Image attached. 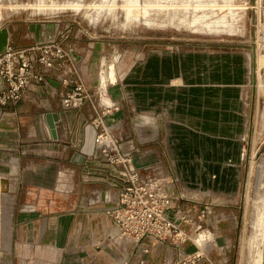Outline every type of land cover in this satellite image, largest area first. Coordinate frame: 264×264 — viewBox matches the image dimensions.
I'll use <instances>...</instances> for the list:
<instances>
[{"label":"rangeland","instance_id":"rangeland-1","mask_svg":"<svg viewBox=\"0 0 264 264\" xmlns=\"http://www.w3.org/2000/svg\"><path fill=\"white\" fill-rule=\"evenodd\" d=\"M3 28L15 47L60 51L66 111L82 99L91 112L83 127L104 140L123 147L144 137L169 184L163 191L143 149L130 151L133 166L149 168L138 184L152 192L142 208L150 223L118 221L119 189L93 184L84 198L97 218L86 239L61 241L53 264H264V0H0ZM110 157L80 165L76 180L111 175ZM6 189L0 264L3 249L13 264L15 247L41 241L12 234L25 193ZM44 194L51 202L53 192ZM78 200L66 190L55 211L67 214Z\"/></svg>","mask_w":264,"mask_h":264},{"label":"crops","instance_id":"crops-1","mask_svg":"<svg viewBox=\"0 0 264 264\" xmlns=\"http://www.w3.org/2000/svg\"><path fill=\"white\" fill-rule=\"evenodd\" d=\"M9 44L15 45L12 40ZM48 79L49 90L29 92L16 106L0 110V178L6 181V193H25L18 215H11L9 229L12 234L19 229L22 240L41 241L35 247H27L24 243L15 247L13 264H53L51 257L65 252L60 250L61 241L86 239V226H90L92 218L97 217L91 214L90 204L84 196L91 191L93 184L97 187L95 191L100 192L109 187L101 186L104 181L85 172L80 174L81 181L76 180L79 178V166L90 162L89 156L96 149V132L83 127V121L91 116L90 108L84 105L75 111L63 109L61 96L64 88H60V76L53 72L49 73ZM143 138L136 140V145L134 140L126 143L124 150L133 152L135 149L140 153L141 145L147 142ZM89 142L94 147L89 146ZM141 151L143 158H160L155 148ZM77 156L80 157L79 162L76 161ZM66 190L79 194L81 200L74 201V210L64 214L55 209L62 206L61 193ZM33 191L41 193L42 198L30 199ZM49 191L54 195L51 202L44 199V193ZM99 220L101 225L104 224L101 216ZM2 251L3 262L12 264L10 256L6 258V250Z\"/></svg>","mask_w":264,"mask_h":264},{"label":"built area","instance_id":"built-area-1","mask_svg":"<svg viewBox=\"0 0 264 264\" xmlns=\"http://www.w3.org/2000/svg\"><path fill=\"white\" fill-rule=\"evenodd\" d=\"M53 48L50 45L20 48L8 43L4 52L0 53V110L16 106L25 97L26 94L34 90L47 91L50 89L49 73L59 70V61L63 55L50 53L49 56L43 55L44 50L47 54V49ZM80 88H77L79 90ZM80 95L74 92V96ZM81 100L79 103H72L73 108L80 109ZM61 105L63 109L70 108V101L68 99L62 100ZM94 145L96 147L94 153L89 157L91 161H95L96 166L100 165V160L107 157L110 153V161L114 163L115 169L111 175H106L99 172H86L90 177L100 179L104 182H111V187L119 189V200L116 204V218L121 222H135L140 228L141 225L150 223L149 215L143 214L145 212L142 208L151 204L153 199L152 192L146 187H139V181H145L149 178L148 166L140 165L133 166L130 163L128 153L124 150L121 144L110 143L103 139L102 134L96 133L94 137ZM104 156V158H103ZM154 161V168L157 169L156 176L163 182V191L168 189V181L165 175V169L161 163ZM87 162V163H92ZM138 186V188H137ZM167 202L169 194H163ZM164 202V201H163Z\"/></svg>","mask_w":264,"mask_h":264},{"label":"water","instance_id":"water-1","mask_svg":"<svg viewBox=\"0 0 264 264\" xmlns=\"http://www.w3.org/2000/svg\"><path fill=\"white\" fill-rule=\"evenodd\" d=\"M9 43V31L6 28L0 29V53L4 52L6 46ZM79 156L76 161L79 162Z\"/></svg>","mask_w":264,"mask_h":264},{"label":"bare ground","instance_id":"bare-ground-1","mask_svg":"<svg viewBox=\"0 0 264 264\" xmlns=\"http://www.w3.org/2000/svg\"><path fill=\"white\" fill-rule=\"evenodd\" d=\"M111 75V78L113 79V73L110 74ZM106 79V78H105ZM102 85L104 86V78L102 77ZM55 128H53V131H54ZM2 181H0V189L2 192H5V186H6V183H5V180L3 178H0ZM262 231H264V225H262Z\"/></svg>","mask_w":264,"mask_h":264}]
</instances>
